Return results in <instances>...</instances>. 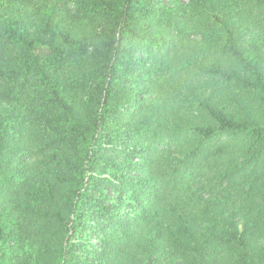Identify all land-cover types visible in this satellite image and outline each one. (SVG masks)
<instances>
[{"label": "trees", "instance_id": "obj_1", "mask_svg": "<svg viewBox=\"0 0 264 264\" xmlns=\"http://www.w3.org/2000/svg\"><path fill=\"white\" fill-rule=\"evenodd\" d=\"M76 229L77 264H264V0H0V264Z\"/></svg>", "mask_w": 264, "mask_h": 264}, {"label": "rangeland", "instance_id": "obj_2", "mask_svg": "<svg viewBox=\"0 0 264 264\" xmlns=\"http://www.w3.org/2000/svg\"><path fill=\"white\" fill-rule=\"evenodd\" d=\"M232 5H229V8H231ZM186 14L190 15V17L188 18V22H193L192 19L193 17H195L197 15L196 10H190V11H186ZM195 29L193 27H191L190 25H186V28L183 30V33L188 34V37L191 38L192 35L194 36H198L199 34H202V32H205V28H201V29ZM215 35L213 34L212 37H214ZM210 39V38H209ZM209 42V41H208ZM204 52H208V50H203ZM179 73H174L173 76H178ZM183 76H185V74H183ZM194 76V75H192ZM207 83V82H206ZM154 88V85L152 86ZM153 92L152 94H154L156 96V99L153 100V105L151 108V112H150V108L148 109V112H150V114H153L154 116H156V111L155 108L157 106H159L160 104H162L163 102H165L164 97L166 96L164 93L159 95L155 92V89H152ZM209 88L206 89V91H208ZM150 102V101H149ZM165 112V111H164ZM164 112L160 113L161 115L164 114ZM157 121V119H156ZM155 121V122H156ZM109 190L105 189L102 185V183H99L98 185V189L96 191H93V197L96 203L99 202H104V203H108V202H112L113 200H111L110 198L107 197L106 193H108ZM112 194H116V193H112ZM91 234V230H87L84 229L82 232H80L78 229L74 230V232H72L71 235V245H72V251H68L66 258H65V262L64 264H77L76 260H77V255H81L82 254V249L83 246H77L76 243H78V241H87L89 239V235ZM97 233H92L91 237L92 240L95 238ZM69 245V244H68ZM161 245H155L153 247V245H149L148 248L146 249V253H145V257H141L140 259V263L139 264H183L182 259L175 254L172 253H164L163 250H154V248L159 247ZM163 248H165V246H162ZM67 250V249H66ZM65 250V252H66ZM144 251V249L142 248V252ZM65 252L62 254V256L59 257V259H61L63 261L64 256H65ZM151 257V259H149ZM137 258H132V260H137ZM130 264H132L130 261H128ZM127 262H125L124 264H129ZM83 264V263H81ZM92 264H97L95 261Z\"/></svg>", "mask_w": 264, "mask_h": 264}]
</instances>
